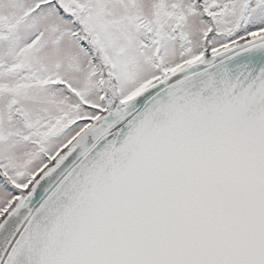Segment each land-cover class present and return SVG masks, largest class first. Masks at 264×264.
I'll return each instance as SVG.
<instances>
[{"label":"snow or ice","instance_id":"1","mask_svg":"<svg viewBox=\"0 0 264 264\" xmlns=\"http://www.w3.org/2000/svg\"><path fill=\"white\" fill-rule=\"evenodd\" d=\"M0 264H264V0H0Z\"/></svg>","mask_w":264,"mask_h":264}]
</instances>
